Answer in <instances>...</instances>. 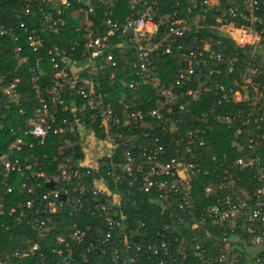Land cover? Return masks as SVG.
I'll use <instances>...</instances> for the list:
<instances>
[{
	"label": "built area",
	"instance_id": "2783aa9c",
	"mask_svg": "<svg viewBox=\"0 0 264 264\" xmlns=\"http://www.w3.org/2000/svg\"><path fill=\"white\" fill-rule=\"evenodd\" d=\"M91 1L87 5L81 3L87 9L81 7L79 12L94 13ZM95 1L108 8L114 5L106 0ZM129 1L131 10L142 6L143 12L137 17L130 15L123 22L106 17L96 30L89 25L85 40L72 42L69 52L71 55L80 49L82 54H89L91 59L87 57L80 68L88 61L96 67L92 59L100 57L113 69L118 65L115 52L131 68L128 88L147 85L155 94L154 104L146 114L136 110L115 113L104 104V95L94 93L92 79L68 78L78 69V63L67 59L65 50L58 52L63 57V68L51 60L57 72L52 88L44 91L45 97L39 75L29 69L38 105H29L32 114L26 128L12 123L6 126L0 121V131L7 130L12 138L0 146V227L5 232L25 229L30 236L19 240L26 249L0 255V264H22L36 255L42 258L45 246L53 257L50 264H100L97 259H103L104 264H191L193 260L200 264H264V0H174L177 7H185L192 23L199 11L203 23L188 25L189 20L183 18L172 21L166 45L162 44L165 39L154 42L159 27L151 6L145 0ZM16 5L14 11L24 19L37 11L43 23L57 33L58 25L64 24L63 7L71 4L68 0H18ZM34 22L31 19L29 25L25 21L11 25L0 21V40L7 42L8 53L16 61L15 70L27 63V53H37L43 44L33 28ZM201 30L207 35H202ZM122 37L127 41L113 44L115 38ZM189 39L194 48L184 50ZM228 45L234 47L233 51L228 52ZM125 50L131 52L130 63ZM159 54H177L183 61L172 88L160 81L152 63L153 55ZM100 68L103 70L105 65ZM37 70L41 74L39 67ZM114 75L112 72L111 79ZM5 82L6 75L1 74V120L10 110L22 115L26 104L17 91L21 80L14 79L3 86ZM69 91L87 100L86 107L96 113L104 139L63 117L62 112L78 109L67 101ZM203 95L213 101L210 108L200 112L201 125L182 127L179 135L183 120L178 116L173 119L171 111L176 115L190 114V106L201 101ZM226 106L233 109L218 112ZM133 125L143 126L144 135L156 143L140 146L144 169L135 167L128 151L123 164H112L110 172L104 173L99 160L112 157L106 156L105 150L117 151L123 142L121 131ZM215 125L236 127L231 146L239 157L233 161L232 171L224 170L221 183L214 186L203 182L212 175L203 168L205 161L198 158ZM167 135L176 137L162 143L161 138ZM52 136L64 138L68 147L70 143L79 145L83 157L69 154L58 161L57 156L34 152L45 147ZM91 140L95 142L90 159L93 165L86 162L84 154ZM104 143L110 145L103 148ZM51 146L54 147L53 142ZM127 146L135 149L131 143ZM166 149L173 152L168 159ZM211 161L215 162L216 156ZM50 169H55L53 175ZM249 171L258 187L250 192L251 201L237 200L240 178L236 174ZM134 173L141 175L142 189L151 196L149 201L158 204L160 215L170 218L178 232L165 224L153 234L144 233L146 217H129L116 209L120 207L121 193L109 190L107 178L117 188L126 175L131 178L128 185L132 187L137 182ZM50 182L52 188L47 186ZM194 185L202 188V196L210 202L201 213L196 210ZM63 206L68 207L75 221L62 223L67 233L51 237L56 229L52 216ZM111 208H115L112 213ZM83 214L90 223L85 221L79 227ZM208 224L228 230L229 235L224 233L218 253L206 259L205 247L212 239ZM188 244L193 245L194 259L189 256Z\"/></svg>",
	"mask_w": 264,
	"mask_h": 264
},
{
	"label": "trees",
	"instance_id": "16d2710c",
	"mask_svg": "<svg viewBox=\"0 0 264 264\" xmlns=\"http://www.w3.org/2000/svg\"><path fill=\"white\" fill-rule=\"evenodd\" d=\"M70 2V7L64 8V24L58 25V32L53 33L51 29L43 23L40 15L36 11L34 16L28 17L25 16V19L18 13L14 11V8L18 7L16 2L18 0H0V21L3 23H10L15 25L25 21L28 25L31 23V19L35 22L33 23V28L38 34H40L43 44L40 50L37 53H27L28 56L27 63L21 66L20 69L15 70L16 61L12 58L8 49L6 48L7 42L0 40V75H6V82L3 86H6L9 82L14 79H20L21 83L19 84L17 91L26 100L24 104L23 114L19 115L15 110H10L5 112V118L0 121L4 125L12 123L14 126H20L22 129L26 128V121L31 116V107L37 106L38 102L34 100V92L31 89L30 80L32 74L29 72V69H33L34 73L39 75V83L42 91V96H44V91L48 88H52V80L56 74V70L53 69L51 60L55 59L56 63L59 64L60 68L64 67V62L62 61L63 57L59 54L62 50L67 52L66 58L71 60L73 64L79 63L83 64L86 61L89 54H82L80 49L70 55L69 47L72 42L81 43L86 38L85 30L90 25L93 29H97L100 23L105 19L113 18L120 22H123L128 16L133 15L137 17L144 8L139 6L136 10L130 9L129 0H106L114 4L112 7H104L101 4H98L95 0L91 1V5L94 8V13L85 14L84 12H79V8L84 7L77 0H68ZM148 6H151V13L154 16V19L159 27L158 34L154 37V42H158L159 38L165 39L163 45L167 44L168 39V25L172 21L178 19L189 20L186 21L188 25H197L202 24L201 13L196 11V21L191 22L190 18L186 14L185 7H177L174 0H145ZM176 13V14H175ZM20 16V17H19ZM30 22V23H29ZM84 22L88 24L84 25ZM32 24V23H31ZM200 32V31H199ZM198 32V33H199ZM202 35H207V32L201 30ZM187 37V35H186ZM127 41L126 37L115 38L113 44L116 42ZM181 42V41H180ZM184 50H192L194 44L190 42V39L187 41ZM228 52L233 51L234 47L228 45ZM48 51H51V55L48 54ZM127 54V61L130 63V54L131 52L125 50ZM59 52V53H58ZM107 53L105 54V56ZM113 55L116 58L118 63L117 67L113 69L110 64H107L103 61V58L96 57L92 59L93 63H96V67H93L91 70V79L94 93L98 95H104V104L109 105L113 108L115 113L121 114L125 111H141L145 113L153 106L155 94L147 85H143L137 89H129L128 82L131 80L129 72L131 68L125 64L124 61L119 56H116V53L113 52ZM104 57V56H103ZM105 58V57H104ZM37 60H40L37 65ZM152 63L155 65L156 72L162 83L172 88L174 81L177 77L178 70L182 67L183 61L176 54L172 56H161L158 57L153 55ZM105 65L103 70H100V65ZM41 71H39L37 68ZM72 69V68H70ZM69 70V68H68ZM114 72V78L111 79V73ZM83 77H87L86 74ZM45 97V96H44ZM133 98V99H132ZM68 102L74 104V108H78L74 112L65 111L62 112L64 118H68L71 123L78 122L84 128H88L92 131L99 139H104V135L101 130L98 128L99 119L95 112L89 111L87 106V100L75 96L74 91H69L66 95ZM213 99L210 96L203 95L201 101L194 103L190 106V114H175V111H171V117L181 118L183 124L179 127V135H182V127H188L193 123L196 125H201L199 119V114L202 111H206L212 105ZM206 102V103H205ZM85 107V109H84ZM83 108V109H82ZM233 107H223L219 111H229ZM62 111V110H61ZM143 126L133 125L129 129L122 130L123 142L121 147L114 152V155L111 158L105 157L99 160V167L103 169L104 173H109L108 171L112 164L115 163H124V155L130 151L132 157L134 158L135 167L141 166L144 169V158L142 156V151L140 146L150 144L155 146L156 143L149 139L143 131ZM236 132V127L232 129H227L223 126L215 125L212 133L208 134L206 138V148L201 150L203 154H200L199 160L205 161L206 164L203 165V168L208 169L212 175L210 178L207 177L203 182L207 185H218L221 183L222 172L224 170L232 171V163L235 159L239 157V154L232 148L231 144L234 139ZM178 135V134H177ZM160 137V136H159ZM176 135L174 136H165L161 138V142L173 141ZM12 138L9 137L7 130L0 131V146L4 147V144L7 145ZM54 143V147L51 146V143ZM131 143L135 146L134 150L128 148V144ZM68 141L64 138L52 136L48 138L45 147L36 148L35 153L39 155L46 154L49 157L57 156L58 161L63 157L72 154L75 158H82L83 154L80 153V146H74L73 143H70L71 147L67 146ZM165 159H168L170 156H173L172 150L166 149ZM216 156V161L212 162L211 158ZM57 161V162H58ZM55 169H50V174L53 175ZM134 176L137 177V182L133 184L132 187H129V181L131 178H127L126 175H123L121 178L122 184L115 188L113 181L110 178L108 179L109 190L114 194L117 191L121 193V202L120 209L121 213L128 215L129 217H146L147 228L142 230L144 233L153 234L157 230L162 229L165 224H170L175 232H178V229L173 225V222L170 218L160 215V207L154 201H149L151 196L146 193L141 186L139 173H134ZM105 177H107L105 175ZM236 177L240 178V182L237 183L236 188L239 190V194L236 196L238 199H243L251 201L252 197L249 195L250 192L258 187V184L254 181L252 174L249 172H244L243 174H236ZM92 182V181H91ZM202 188L198 185H194V200L196 205V210L198 213H201L210 202L202 196ZM152 194V193H151ZM115 208H111L110 213L113 212ZM52 219L56 225L55 231L51 234V237L67 233L64 226H61L62 223L67 225L75 221L69 215V209L66 206H63L60 212L57 215H53ZM81 222L78 223L79 227H83L84 224L90 223L86 218V215L83 214L80 218ZM86 221V222H85ZM212 239L210 244L205 248L208 249V259L212 254L216 255L218 250L221 247V239L224 233L229 235L228 230L217 226L207 225ZM30 234L25 229L14 228L11 231L5 232L0 227V255L4 253H13L15 250L22 251L25 248L24 244L19 242L21 237L28 238ZM187 240L189 238L187 237ZM189 256L193 258V245L188 244ZM43 257L40 258L38 255L25 259L22 264H50L53 259L52 255L48 251L47 246L43 247ZM78 260H81L78 258ZM104 264L103 259H97V263ZM191 264H200L193 260Z\"/></svg>",
	"mask_w": 264,
	"mask_h": 264
},
{
	"label": "rangeland",
	"instance_id": "374dc122",
	"mask_svg": "<svg viewBox=\"0 0 264 264\" xmlns=\"http://www.w3.org/2000/svg\"><path fill=\"white\" fill-rule=\"evenodd\" d=\"M80 2L84 5V4H88L89 3V0H80ZM89 59H91V57H89ZM75 66L76 67H78V69H76L75 71H73L71 74L69 73L68 75H69V79H71V78H74V77H76V78H78V79H90L89 81H91V73H92V69H93V67H95L93 64H91L89 61L85 64V65H83V67H79V63L78 64H75ZM100 70H102L101 68H100ZM85 74H86V76L87 77H83V76H85ZM87 74H90V75H87ZM76 78H74V79H76ZM86 81H88V80H86ZM88 142V141H87ZM88 145H89V147H88V149H86V148H84L85 149V156H86V162L88 163V164H90V165H93V160H90L91 158H92V155H93V152H94V145H95V142H93L92 140L91 141H89L88 143H87ZM110 145V143H104L103 144V148H105V147H107V146H109ZM98 151H102V150H98ZM104 153V152H103ZM96 154V153H95ZM105 155L106 156H113L114 155V153H111V152H109V151H106L105 150ZM249 254H252V252L250 251L249 252Z\"/></svg>",
	"mask_w": 264,
	"mask_h": 264
},
{
	"label": "water",
	"instance_id": "95a60500",
	"mask_svg": "<svg viewBox=\"0 0 264 264\" xmlns=\"http://www.w3.org/2000/svg\"><path fill=\"white\" fill-rule=\"evenodd\" d=\"M47 186H48L49 188H52V187H53V183L50 182V183L47 184Z\"/></svg>",
	"mask_w": 264,
	"mask_h": 264
}]
</instances>
